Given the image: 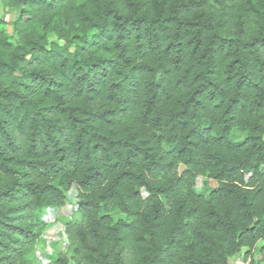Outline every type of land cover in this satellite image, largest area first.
<instances>
[{
  "label": "trees",
  "instance_id": "16d2710c",
  "mask_svg": "<svg viewBox=\"0 0 264 264\" xmlns=\"http://www.w3.org/2000/svg\"><path fill=\"white\" fill-rule=\"evenodd\" d=\"M0 4V264H264V0Z\"/></svg>",
  "mask_w": 264,
  "mask_h": 264
},
{
  "label": "rangeland",
  "instance_id": "374dc122",
  "mask_svg": "<svg viewBox=\"0 0 264 264\" xmlns=\"http://www.w3.org/2000/svg\"><path fill=\"white\" fill-rule=\"evenodd\" d=\"M19 10L15 8L3 7L0 4V21L3 22L6 33L14 39L11 30V22L18 16ZM53 37H51L52 39ZM215 183L204 176H199L196 180V191H201L205 187H212ZM77 194L76 188L68 192V199L63 207L45 208L40 218L43 230L39 243L34 253L28 255V259L38 261L40 264H47L49 256L56 252H69L67 238L64 233L63 223L74 218V202ZM113 216L119 215L118 210L111 209ZM242 249L239 254L231 258L229 264H251L257 260L256 256L251 257V262L244 261Z\"/></svg>",
  "mask_w": 264,
  "mask_h": 264
}]
</instances>
